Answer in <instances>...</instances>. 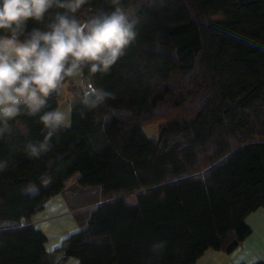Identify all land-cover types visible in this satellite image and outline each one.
<instances>
[{"label":"trees","instance_id":"1","mask_svg":"<svg viewBox=\"0 0 264 264\" xmlns=\"http://www.w3.org/2000/svg\"><path fill=\"white\" fill-rule=\"evenodd\" d=\"M120 6L138 19L125 55L108 73H78L88 92L67 77L41 113L16 117L0 137V264H54L57 254V264H195L206 250H236L252 232L246 218L264 210V0ZM114 10L84 0L28 28L46 30L57 12L84 23ZM65 84L74 96L63 102ZM93 88L112 95L91 107ZM63 104L70 125L29 157L25 145L44 138L39 116ZM73 178L98 187L101 202L48 253L32 217Z\"/></svg>","mask_w":264,"mask_h":264},{"label":"clouds","instance_id":"2","mask_svg":"<svg viewBox=\"0 0 264 264\" xmlns=\"http://www.w3.org/2000/svg\"><path fill=\"white\" fill-rule=\"evenodd\" d=\"M84 0H0V137L11 134L16 117L37 116L48 98L67 77L82 73H108L138 35V19L121 0L115 10L81 23L67 12H57L46 26L28 28L29 21L42 22L53 7L75 11ZM91 107L112 94L92 89ZM87 102V101H86ZM26 110V111H25ZM44 125L42 141L29 142L25 150L38 158L52 148L51 140L71 123L70 113L60 108L39 116ZM8 166L0 161V171ZM155 248H163L160 243Z\"/></svg>","mask_w":264,"mask_h":264},{"label":"crops","instance_id":"3","mask_svg":"<svg viewBox=\"0 0 264 264\" xmlns=\"http://www.w3.org/2000/svg\"><path fill=\"white\" fill-rule=\"evenodd\" d=\"M75 178L69 180L63 192L50 198L41 211L32 217L33 225L46 236L45 250L54 253L70 234L82 230L92 213L101 202L100 189L80 188ZM251 234L232 253L206 250L195 264H264V210L258 209L246 218ZM61 260L57 254L54 264ZM62 264H78L68 258Z\"/></svg>","mask_w":264,"mask_h":264},{"label":"rangeland","instance_id":"4","mask_svg":"<svg viewBox=\"0 0 264 264\" xmlns=\"http://www.w3.org/2000/svg\"><path fill=\"white\" fill-rule=\"evenodd\" d=\"M73 80L80 87V84H82L81 82L83 81V78H82L81 74H78V75H76L74 77ZM63 95H64L63 102H66V101L71 100L73 98V96H74L73 93L68 90V84H65L63 86ZM60 109L63 110V111H65V112H69L70 113V109H68L65 104H63ZM144 131H145V133L148 136H157V134H158V127L157 126L145 127L144 128Z\"/></svg>","mask_w":264,"mask_h":264},{"label":"built area","instance_id":"5","mask_svg":"<svg viewBox=\"0 0 264 264\" xmlns=\"http://www.w3.org/2000/svg\"><path fill=\"white\" fill-rule=\"evenodd\" d=\"M82 84H80V87L83 91L88 92L89 91V84L86 80L83 79V81L81 82Z\"/></svg>","mask_w":264,"mask_h":264}]
</instances>
